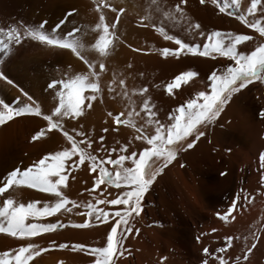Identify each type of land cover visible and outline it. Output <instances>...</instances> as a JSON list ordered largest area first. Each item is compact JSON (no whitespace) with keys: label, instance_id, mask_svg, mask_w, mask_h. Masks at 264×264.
Returning a JSON list of instances; mask_svg holds the SVG:
<instances>
[{"label":"bare ground","instance_id":"1","mask_svg":"<svg viewBox=\"0 0 264 264\" xmlns=\"http://www.w3.org/2000/svg\"><path fill=\"white\" fill-rule=\"evenodd\" d=\"M58 1H50L52 11L57 10ZM113 1L118 6L125 7L124 12L121 13V18L136 17L141 19V17H149L156 27L145 20L143 23L149 24V26L135 30L137 41L145 44L147 51L142 49L134 51V49L125 48L120 43L113 47L109 57L103 58L107 69L100 78L103 98L93 101L91 108L85 107L84 115L78 118L79 123H64V127L69 131L73 126L77 130L85 131L92 140L89 151L98 157L106 155L104 151L95 152L100 143L98 141L100 135L105 137L104 148H118L119 144L127 142L132 145L133 149L140 150V145L143 143L135 141L134 137L137 133L131 125H114L112 118L108 116L110 111L114 114L122 112L124 113L122 118H127L129 110L134 109L131 116L132 121L137 126L146 124L147 129L144 131L149 134L152 133V126L147 125L143 112L140 111L143 97L140 95L139 89L142 87L147 86V97L155 105L158 118L162 122L167 121H164L167 110L162 109L164 99L157 96V93L155 94L157 92L155 86L157 85L152 84L153 74L157 75L159 72H163L165 73L163 75L170 79L181 71L196 70L198 77L193 79L194 83L192 80L187 86L194 95L196 91H200L205 84L210 82L208 77L212 70L220 69L227 63H231L227 58L219 56L216 60L206 57H192L184 53L181 54L180 59L161 57L160 50L163 47L174 48L176 45L174 41L165 40L163 35L157 31L158 27H163L169 35L181 38L186 43L196 44H202L206 35L214 30L250 35L253 38L251 41L238 46V50L245 52L252 50L257 43H264V37H260L254 29L241 24L235 18L226 19L221 15L214 14V12L203 10L196 0H187L184 9L187 19L200 23L201 31L206 34L204 37L196 35L191 30H186L187 23L178 14L165 15L174 8L178 0ZM238 3L242 7L236 11V15L243 13L246 19H260L264 24V0H261L255 13L247 12V8L250 7V0H238ZM78 13L77 21L73 24L79 28L75 35L81 41V53L86 59L96 61L98 64L101 58L94 48L95 40L100 34L99 30L95 29V21L98 20L97 6L84 1L79 6ZM104 14L107 22L112 13L104 11ZM66 25L69 26V23ZM150 50L151 52H148ZM56 54L57 49H52L47 53V58L51 60ZM85 69L86 65L82 60L68 63L58 72L57 79L58 81L68 79L80 74ZM121 79L125 81L124 89H121L119 85ZM109 82L113 87L111 94L108 92ZM26 88L27 95L31 96L36 104L41 106L42 110H45L46 101L48 105L53 103L47 85H42L36 90L32 88L33 91L30 90L31 86H26ZM125 90L126 95L124 94ZM184 93L186 99L190 98L187 92ZM260 103L252 88L243 90L242 94L237 95L229 103L217 124L218 126L214 130L211 129L213 127L211 124L207 126V128L210 127L209 131L212 130L213 132L206 133L205 137L197 142L194 150L185 154H178L172 163L157 175V181L154 187H151V190L146 193L142 205L145 204V200H149V203L154 205L157 203L167 208L168 212L176 211V216L173 217L169 214L165 218L162 212L159 215L153 212L150 217L146 218L140 213L136 220L131 221L134 227L140 229V232L124 241L127 251L122 257L123 264H162L160 257H164L163 260H165V255L176 261H173L172 264H195V262L205 258L203 253L205 246L208 245L209 254L217 248L224 247L226 236L233 237L231 246L227 247L223 254L228 264H233V262L235 264H264V195H261L264 193V185L259 180L261 169L258 159L259 151L264 146V138L261 134V129L264 128V120H261L255 111L258 109L260 111L262 107ZM40 127H46V122L42 118L28 116L16 117L7 122L6 125L0 126V159L3 148L7 147L11 162L10 169L29 166L42 153L61 150L67 146L59 133H53L50 139H46L44 143L39 145L31 142L30 136ZM102 128L109 130L103 133L101 132ZM211 146H219V149L214 152L210 150ZM203 151L206 153H204V157L202 156V161H196L197 155ZM112 155L115 158L116 153ZM182 158L188 159L185 167L180 165ZM124 166L130 167V161H125ZM197 166H200L201 170L198 171ZM2 167L4 166L2 165ZM2 167H0V176L6 173V171L3 172L2 169L4 168ZM221 172L226 173V175L222 176ZM93 175L95 174H89L85 166L81 165L79 169L75 170V179L73 180L70 175L66 181L67 188L64 194L69 200L77 201L81 207L73 209L71 213L63 215L56 213L53 217H41L37 221L50 222L58 218L61 223L68 224L69 221L81 223L87 219L93 226L85 229L67 226L64 230L40 233L37 237L31 238L34 243L45 248H48L50 242L57 245L66 243L69 246L82 243L86 247L102 244L101 238L106 232L105 224H110L111 219L105 223H93L94 217L85 214L87 209L83 205L91 203L94 209L102 208L110 213L122 206L96 203L97 200L114 198L115 194L112 195V193L115 191L111 185H100L93 189ZM90 189L91 191H89ZM166 190L168 194L164 195ZM215 190L218 191L217 194ZM245 192L249 195V202L246 204L243 203ZM236 193H239L241 197L237 201L239 207L234 208L233 213L226 220H220L217 213L223 214L227 211L233 195ZM10 195L15 203L40 201L38 207L42 206L44 201L53 202L52 194L41 193L37 189H14L10 190ZM5 198L0 196L2 205ZM77 212L81 214L77 215ZM153 219L155 223L159 222L160 219L168 220L170 223L169 231L164 232L157 228L148 227V223L152 222ZM253 234L257 235L259 239L256 247L245 261L242 254L246 250V246H250ZM18 245L19 241L16 238L0 233V253L18 247ZM173 255L178 257L175 258ZM237 257H240L238 261L236 260ZM207 260L208 264H219V260L213 256ZM29 264H90V257L83 252H73L70 247L66 249L52 247L34 257Z\"/></svg>","mask_w":264,"mask_h":264},{"label":"snow or ice","instance_id":"2","mask_svg":"<svg viewBox=\"0 0 264 264\" xmlns=\"http://www.w3.org/2000/svg\"><path fill=\"white\" fill-rule=\"evenodd\" d=\"M236 0H233L235 3ZM187 0H178L174 8L165 15L178 14L187 23V29L196 35L204 37L206 34L201 31V25L186 17L184 6ZM211 3L216 6L220 13L233 16L234 13L228 11L227 0L223 4L219 0H199L200 5ZM261 0H250L248 13H255ZM111 9L114 17L106 22L104 9ZM98 20L95 21V29L99 30V36L95 40L94 48L101 58L96 61L86 59L81 53V41L76 38L79 28L73 25L71 28L65 27L73 18L78 15V10L72 8L62 15L60 20L52 26L46 27V22L36 26H25L22 30L18 27L8 29L0 28V53L4 57L11 55L15 48L21 46L25 40L38 42L40 45H47L58 50H70L71 53L83 61L86 69L80 74L63 80H51L48 83L50 89L49 96L52 97L51 105L45 102V110L36 104L33 98L26 93L24 98L17 97L15 105L0 100V125H6L14 117H36L42 118L46 122V127H40L30 136V141L42 144L46 139H50L53 133H59L67 146L61 150L48 151L31 165L24 168L14 167L0 176V196L6 197L3 200V208L0 209V233L9 237H14L19 241L18 247L0 253V264H29L33 258L46 252L48 248L58 247L59 249L71 248L73 252H83L90 257V264H123L122 257L127 249L124 241L130 236L138 235L140 229L134 227L131 222L140 216L143 210L142 201L150 187L154 184L156 177L176 158L186 150H191L197 142L205 137L208 125L214 123L225 106L233 99L234 94H242V90L253 81L264 83V43H257L252 50L245 52L238 50V46L253 38L246 34H236L233 32H222L214 30L206 35L202 44L186 43L181 38L169 35L163 27H158L165 40L174 41L176 47H163L160 50L161 57H173L180 59L181 54L198 58H210L216 60L217 56L227 58L231 63H227L220 69L212 70L208 79L210 86L206 90L196 91L193 95L189 87V81L198 77L196 70H184L174 75L172 80L164 85V92L168 96H173L177 89L187 92L189 97L185 102L175 108L168 117V122H162L157 115L155 105L147 97V86L139 89L143 97L140 104V111L143 112L147 125L152 126L151 134L144 131L145 124L137 126L131 119L134 109H130L127 118H122L124 113L109 112L114 125H131L135 128V141L143 142L140 150L133 149L130 143L119 144L118 148H104V135L98 137L99 146L96 153L104 151L103 157L93 155L89 149L92 140L85 131L77 130L74 126L71 131L64 127V123H79L78 118L84 115L85 107L91 108L92 102L98 98L102 99V88L100 84L101 74L106 72V64L103 58L110 55L113 47L120 43L117 35V23L121 19L123 8L112 7L106 0H100L97 4ZM241 24L259 33L264 37V24L260 19L248 20L242 13L235 16ZM148 20L153 27L156 25L149 17H141V26L147 27L143 21ZM136 49H134L135 51ZM0 80H6L0 74ZM8 84L12 81L6 80ZM195 81L193 80V83ZM121 89L125 87V81H119ZM182 85L186 86L182 88ZM87 92V94H85ZM108 92H113L111 82L108 84ZM125 95L126 90H125ZM139 115V113H136ZM257 116L264 120V110H260ZM108 128H102L101 132H108ZM113 153H116L113 158ZM149 158H155L152 164H147ZM259 167L261 169L259 180L264 185V151L259 152ZM125 161H130L131 166H124ZM158 162V163H157ZM84 165L89 174L93 175V189L100 185H111L116 190V195L111 199L97 200V204L122 206L114 212L105 211L102 208H95L93 204H84L87 209L85 213L94 217L93 223H105L111 219L110 224H105L106 232L102 239V244L95 247H86L82 243L68 245L66 243L50 242L48 248L40 247L32 241V237H37L40 233H51L58 228L63 229L71 226L76 229L90 228L93 225L85 219L81 223L68 224L61 223L58 218L50 222H37L41 217H53L56 213H71L73 209H78L81 205L75 200H69L64 194L67 188L66 181L71 175L75 179V170ZM113 169H115L113 171ZM222 176L226 173L221 172ZM37 189L41 193H50L53 202L44 201L42 206H37L40 201L32 200L28 203H15L10 195V190L14 189ZM91 191V189L89 190ZM264 195V193H261ZM240 194L233 195L227 211L223 214L217 213L220 220H226L233 213L234 208L239 207L237 201ZM249 202V195L244 193L243 203ZM71 205V207H68ZM80 215V212L76 213ZM234 219V217H232ZM32 221V222H28ZM215 231V229H212ZM247 239V238H245ZM259 237L253 234L250 246L242 254L243 260L247 261L248 256L256 247ZM233 241L232 236H226L224 247L215 249L211 255L219 260V264H228L223 254ZM205 257L209 256V249L203 248ZM240 257H237L238 261ZM201 264H208L204 259ZM235 264V262H233Z\"/></svg>","mask_w":264,"mask_h":264},{"label":"rangeland","instance_id":"3","mask_svg":"<svg viewBox=\"0 0 264 264\" xmlns=\"http://www.w3.org/2000/svg\"><path fill=\"white\" fill-rule=\"evenodd\" d=\"M50 1L51 0H0V28L8 29L10 27L15 26V27H18L20 30H22L23 27L25 26H28V27L36 26L43 22H46V27L52 26L56 22H58L60 18L62 17V15L65 14L68 10L72 8L79 10V6H81L84 1L93 3L96 6L100 2V0H59L57 2L58 4L57 10L54 9V11H52ZM196 1L199 4V0H196ZM106 2L109 3L112 7L123 8V9L125 8L124 6H118L117 3L113 0H106ZM219 2L223 4L225 0H219ZM227 4H228L227 10L233 12L234 13L233 16H228L224 13H220L216 9V6L211 3H208L203 6L200 4L199 5L201 8H203V10L214 12V14L221 15L223 18H226V19H234L236 16V11L240 9L242 6L238 3V0H236L235 3H233V0H227ZM104 11L111 12V9L110 8L104 9ZM113 17H114V13H112V15L109 18L112 19ZM77 18L78 16L74 14L73 18L69 21V26L65 25V27L71 28L72 25L75 24L74 22L77 21ZM141 23H142L141 19L136 18V17L129 18V19L121 18L119 20V22L117 23V29H118L117 35L120 38V44L122 46H124L125 48H130V49L146 50L145 44L137 41L136 39L135 30L137 28L144 27V26H141ZM13 47L15 48V51L7 57H4L3 54L0 53V74L6 77V80L12 81L11 84H8L6 80H0V92L2 93L0 95V100H3L6 103H9L12 105H15L17 103V99H16L17 97H20L21 99H23L24 94L28 93L26 92V89H27L26 86L27 87L31 86L30 88L31 91L39 89L40 86L42 85L48 86V83L51 80H58L57 74L60 70L63 69L64 66H66L68 63L80 60L77 57V55L74 53H71L70 50H58V49H57L56 56L53 59L49 60L47 58V53L54 48H51L47 45H40L38 42H34L31 40H25L24 42H22L21 46H13ZM148 52H151V50ZM163 74L165 75V73L163 72L162 73L159 72L157 75L153 74L154 80L152 81V84L157 85L155 86V88L157 89V92H155V94L157 93V96L164 99V102H163L164 105H162V109H165V111L167 110L166 119H164V121L167 120L164 123H167L170 113L173 112L177 106L185 102L187 99H186L185 93L182 92L181 89H177L176 93L171 97L168 96L167 93L164 92V85L170 82L174 76L169 79L167 76H164ZM20 79L25 82L24 83L22 81L20 82ZM193 79H196V78H193ZM191 81L192 80L189 81V85ZM209 86H210V82L205 84L201 90H206L209 88ZM183 87H186V86L182 85V88ZM249 87L253 89L255 95L259 99V103L261 102L260 105H262V107L260 110H264V107H263L264 106V83L260 81H253L246 88H249ZM237 95H240V94L239 93L235 94L233 98L237 97ZM169 98L171 99L173 98V100L171 99L169 100ZM231 102L232 100L230 101V103ZM228 105L225 106V109L221 113V116L218 117L217 120L211 124V126H213L211 127L212 130H214L218 126L217 124L220 122V118L224 114ZM244 106H247V105H244ZM255 111L256 113H258L259 109ZM209 128L210 127H208L205 130L206 133L213 132L212 130L209 131L210 130ZM144 129H147L146 124H145ZM261 132L264 138V128L261 129ZM195 148H196V145L194 146L193 149L184 151L183 154H185L188 151H192ZM218 149H219V146L217 147L211 146L210 148V150L214 152L217 151ZM261 151H264V146L263 148H261L259 152ZM204 153L206 152L203 151L202 153H200L201 155L200 154L197 155L196 161L197 160L202 161L201 158L204 157L205 155ZM184 157H187V156L184 155ZM154 159L155 158H149L146 163L152 164L153 167H155L156 164L153 163ZM187 160H188L187 158H182L180 165L182 167H185L186 164L188 163ZM0 162L3 163V164L0 163V167H2V165L4 166L2 167L4 168L2 169L4 170L3 171L4 173L5 171L7 172L11 170L10 169L11 162L8 156L7 147L3 148ZM199 169H200V166L198 167L197 170L199 171ZM114 170L115 169H113V171ZM156 181H157V178L154 181V184L156 183ZM154 184L151 187H154ZM151 187H150V190H151ZM114 191L115 193L113 192L112 195L114 194L116 195V190L114 189ZM216 191L217 190H215V192ZM217 193L218 191L216 192V194ZM163 194L164 195L168 194L167 190L164 191ZM145 201H146L145 204L142 205L143 210L141 213L146 218L150 217L151 213L153 212L156 215H159L162 212L165 218L169 214L172 215L173 217L176 216V211L174 210H171L170 212H168L167 208L160 206L157 203L154 205L152 203H149V200H145ZM2 208H3V205L0 202V209ZM169 226H170L169 221L168 220L165 221V219L163 220L160 219L159 222L157 223H155L153 219L152 222L150 221V223H148V227H150L151 229L157 228L164 232L169 231ZM66 228L67 227L63 229L58 228L57 230L60 231ZM207 247L208 245L205 246V248ZM210 256L212 255L209 254L208 258ZM174 257L177 258L178 256L176 255ZM163 258L164 257H160V261H162V264H172L176 262L174 260H171L170 256H167V255H165V260H163ZM208 258L205 257L204 259H208ZM169 259L171 260V262ZM204 259L200 260L199 262H195V264H201V262ZM166 261H168L169 263Z\"/></svg>","mask_w":264,"mask_h":264}]
</instances>
